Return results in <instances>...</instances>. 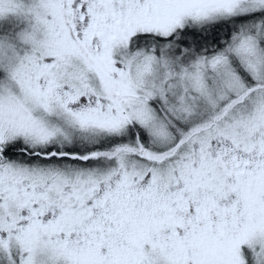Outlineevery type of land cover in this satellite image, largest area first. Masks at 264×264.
Instances as JSON below:
<instances>
[{
  "label": "snow or ice",
  "instance_id": "1",
  "mask_svg": "<svg viewBox=\"0 0 264 264\" xmlns=\"http://www.w3.org/2000/svg\"><path fill=\"white\" fill-rule=\"evenodd\" d=\"M0 264H264V0H0Z\"/></svg>",
  "mask_w": 264,
  "mask_h": 264
}]
</instances>
